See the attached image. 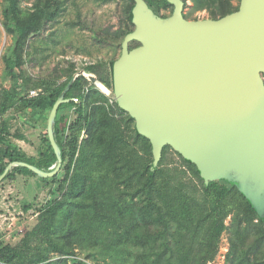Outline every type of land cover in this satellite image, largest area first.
<instances>
[{
    "label": "trees",
    "instance_id": "16d2710c",
    "mask_svg": "<svg viewBox=\"0 0 264 264\" xmlns=\"http://www.w3.org/2000/svg\"><path fill=\"white\" fill-rule=\"evenodd\" d=\"M116 1L124 9L122 23L118 29L103 31V43L115 49L122 47L125 36L135 28L134 0ZM145 1L158 15L164 10L173 12L167 0ZM233 1L192 0L195 10H207L214 20L238 11ZM63 9L62 0H36L28 10L22 8L21 0L3 4L2 25L13 37L5 62L15 87L4 91L0 115L16 108L34 129L44 122L47 126L41 135L44 149L34 157L11 143L9 123L0 122V176L13 162L45 172L54 171L58 164L48 136V119L77 73L76 65H70L63 82H58L61 77L38 81L43 90L36 98L17 90L19 76L14 66H23L30 56V41L58 22ZM116 61L107 74L103 65L95 64L82 71L111 88ZM66 99L72 101L59 107L53 126L63 160L58 174L43 179L28 168L15 166L3 180L30 176L58 188L52 190L56 197L40 213L33 244L0 245V264H88L78 257L80 249L88 251L94 261L111 264H208L218 256L226 231L231 232L226 264H264V220L234 184H206L196 165L177 152L181 165L170 163L169 146L155 167L152 145L136 132L134 118L125 116L118 104H110L86 76L74 80ZM68 108H73L72 116L64 113ZM33 114L39 117L35 120ZM51 253L62 259L52 263Z\"/></svg>",
    "mask_w": 264,
    "mask_h": 264
},
{
    "label": "water",
    "instance_id": "95a60500",
    "mask_svg": "<svg viewBox=\"0 0 264 264\" xmlns=\"http://www.w3.org/2000/svg\"><path fill=\"white\" fill-rule=\"evenodd\" d=\"M167 1L174 10L163 18L134 0L135 30L124 38L107 89L150 141L155 167L169 146L196 165L206 184H234L264 220V0H241L238 11L217 20H187L183 0ZM133 41L139 45L130 49ZM80 75L100 89L96 76L79 72L54 105L47 130L56 169L13 162L0 183L15 166L43 179L61 170L53 126Z\"/></svg>",
    "mask_w": 264,
    "mask_h": 264
},
{
    "label": "rangeland",
    "instance_id": "374dc122",
    "mask_svg": "<svg viewBox=\"0 0 264 264\" xmlns=\"http://www.w3.org/2000/svg\"><path fill=\"white\" fill-rule=\"evenodd\" d=\"M35 1L21 0V6L23 9L28 10ZM62 1H64V9L60 13L58 22L49 25L39 37L31 40L29 58L22 67L14 66L19 76L17 90L21 91L22 96L27 95L29 97L30 92L33 90H37L41 94L43 89L38 87L37 84L42 79L52 80L61 77L58 82H63L66 79L65 73L71 64L76 65L77 73L83 72V68L90 64L103 65L102 68L107 74L110 72L112 61L118 60L121 56L122 47L110 48L103 43V37L105 36L103 31L110 27H113V30L119 28L124 18L122 3L116 0ZM4 3L5 0H0V104L4 91H10L15 87L14 80L8 76V65L5 62V55L13 44V37L5 31L2 25ZM233 3L235 6H240L241 1L234 0ZM162 14L170 15V11L164 10ZM163 15L160 16L164 18ZM184 15L187 20L211 19L207 10H195L192 0H186ZM131 43L137 47L135 41ZM26 79H30V81L26 82ZM98 85L103 90L106 89V86ZM23 86L25 87L23 88ZM108 89L112 92V86ZM108 93L103 94L109 98V103L112 105L118 104L114 97L110 95V92ZM76 102L78 101L76 100ZM72 111L73 108H68L64 113L72 116ZM124 115L126 116L127 113ZM38 117L39 115L36 114L34 119L36 120ZM2 121L9 123L11 135L13 136L11 143L18 146L29 156L36 157L44 149L41 135L46 131L47 122H44L43 127L34 129L28 119L16 108L0 115V122ZM15 134L24 135L25 139L17 138ZM83 137H85V132L82 135ZM169 162L181 165L180 159L173 148L169 149ZM31 178L35 179L34 181L37 183L35 184ZM57 188L58 185H47L40 178L30 176H21L17 180H5L0 183V245L33 244L36 238L33 229L39 223L42 209L51 199L56 197L52 194V190ZM28 205H31V208L26 209L25 207ZM230 223L231 218H228L226 221L227 226H230ZM230 237V231L223 234L220 251L216 259L212 261L213 264H226L230 249ZM77 251L78 257L88 264H111L109 261H94L92 258H88V251L81 249ZM49 258L52 263L59 262L62 259L52 253L49 254Z\"/></svg>",
    "mask_w": 264,
    "mask_h": 264
},
{
    "label": "built area",
    "instance_id": "2783aa9c",
    "mask_svg": "<svg viewBox=\"0 0 264 264\" xmlns=\"http://www.w3.org/2000/svg\"><path fill=\"white\" fill-rule=\"evenodd\" d=\"M40 95V92L39 91H37V90H33V91H31L30 92V94H29V97L30 98H36V97H38ZM77 99H75V101H76ZM78 101V100H77ZM208 264H213V262L211 261V262H209Z\"/></svg>",
    "mask_w": 264,
    "mask_h": 264
},
{
    "label": "bare ground",
    "instance_id": "6f19581e",
    "mask_svg": "<svg viewBox=\"0 0 264 264\" xmlns=\"http://www.w3.org/2000/svg\"><path fill=\"white\" fill-rule=\"evenodd\" d=\"M98 84H101L102 86H104V84H102L101 82H98L97 85ZM99 87H100V89H102V91H104L105 93L109 94L108 92H110V91L107 89V87L104 86L106 88V89L104 88L105 90H103V88H101V86H99Z\"/></svg>",
    "mask_w": 264,
    "mask_h": 264
},
{
    "label": "crops",
    "instance_id": "0c3cea01",
    "mask_svg": "<svg viewBox=\"0 0 264 264\" xmlns=\"http://www.w3.org/2000/svg\"><path fill=\"white\" fill-rule=\"evenodd\" d=\"M31 180H32L35 184L37 183V182L34 181L35 179L31 178Z\"/></svg>",
    "mask_w": 264,
    "mask_h": 264
}]
</instances>
